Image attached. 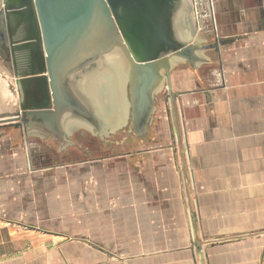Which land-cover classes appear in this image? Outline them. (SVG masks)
<instances>
[{
	"label": "crops",
	"instance_id": "obj_1",
	"mask_svg": "<svg viewBox=\"0 0 264 264\" xmlns=\"http://www.w3.org/2000/svg\"><path fill=\"white\" fill-rule=\"evenodd\" d=\"M194 7L213 65L173 68L174 104L118 149L19 139L0 62V264H264V0Z\"/></svg>",
	"mask_w": 264,
	"mask_h": 264
},
{
	"label": "water",
	"instance_id": "obj_2",
	"mask_svg": "<svg viewBox=\"0 0 264 264\" xmlns=\"http://www.w3.org/2000/svg\"><path fill=\"white\" fill-rule=\"evenodd\" d=\"M214 47L194 0H0V62L18 94L7 122L19 139L64 145L85 130L118 149L124 125L150 137L163 100L174 104L172 69L200 82Z\"/></svg>",
	"mask_w": 264,
	"mask_h": 264
},
{
	"label": "flooded vegetation",
	"instance_id": "obj_3",
	"mask_svg": "<svg viewBox=\"0 0 264 264\" xmlns=\"http://www.w3.org/2000/svg\"><path fill=\"white\" fill-rule=\"evenodd\" d=\"M94 92H95V91H94ZM97 96L100 98V101L102 100L101 103H102V105H103V104H104V99L102 98L101 92H99ZM161 96H162V94L160 93L159 96H158V98H161ZM70 115H71V114H70Z\"/></svg>",
	"mask_w": 264,
	"mask_h": 264
},
{
	"label": "rangeland",
	"instance_id": "obj_4",
	"mask_svg": "<svg viewBox=\"0 0 264 264\" xmlns=\"http://www.w3.org/2000/svg\"><path fill=\"white\" fill-rule=\"evenodd\" d=\"M165 92H166V90H165ZM165 92H164V93H165Z\"/></svg>",
	"mask_w": 264,
	"mask_h": 264
}]
</instances>
